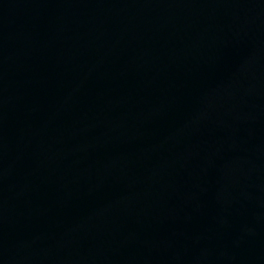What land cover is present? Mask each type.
I'll return each instance as SVG.
<instances>
[{"label": "water", "instance_id": "1", "mask_svg": "<svg viewBox=\"0 0 264 264\" xmlns=\"http://www.w3.org/2000/svg\"><path fill=\"white\" fill-rule=\"evenodd\" d=\"M0 264H264V0H0Z\"/></svg>", "mask_w": 264, "mask_h": 264}]
</instances>
